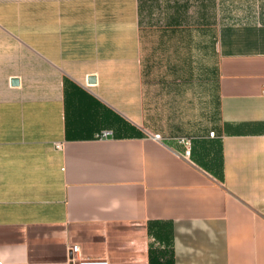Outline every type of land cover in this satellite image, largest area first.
<instances>
[{"label":"crops","instance_id":"0c3cea01","mask_svg":"<svg viewBox=\"0 0 264 264\" xmlns=\"http://www.w3.org/2000/svg\"><path fill=\"white\" fill-rule=\"evenodd\" d=\"M71 245L264 264V0H0V264Z\"/></svg>","mask_w":264,"mask_h":264},{"label":"built area","instance_id":"2783aa9c","mask_svg":"<svg viewBox=\"0 0 264 264\" xmlns=\"http://www.w3.org/2000/svg\"><path fill=\"white\" fill-rule=\"evenodd\" d=\"M110 131L103 130L100 133L97 134L98 137L106 136ZM213 132H210L212 134ZM155 139H160L159 134H153L152 135ZM179 142H181L185 146V154L189 153V146H190V139L188 137H179ZM58 146V144H56ZM69 261L70 264H109L108 260L105 257H82L74 255V253H78V246L77 245H71L69 247Z\"/></svg>","mask_w":264,"mask_h":264},{"label":"water","instance_id":"95a60500","mask_svg":"<svg viewBox=\"0 0 264 264\" xmlns=\"http://www.w3.org/2000/svg\"><path fill=\"white\" fill-rule=\"evenodd\" d=\"M88 80L89 81H92V80H94V77L93 76H90V77H88ZM16 81H17L16 78L12 79V82H16Z\"/></svg>","mask_w":264,"mask_h":264}]
</instances>
